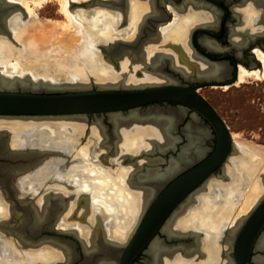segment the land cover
<instances>
[{"label": "bare ground", "instance_id": "6f19581e", "mask_svg": "<svg viewBox=\"0 0 264 264\" xmlns=\"http://www.w3.org/2000/svg\"><path fill=\"white\" fill-rule=\"evenodd\" d=\"M9 1L12 3H20L24 8L27 17H25L26 19L23 18L20 13H17L20 12L19 10L12 9L9 15L6 17V29H0V65L3 67L0 80L2 81V83L10 82L9 84L19 82V84H21L22 86L43 85L46 87H54L57 86L60 80H68L80 83L83 81L85 82L87 79H91L93 77L100 79L97 80L99 83L118 85L122 81L108 80V78H104L109 74L105 66V62L103 61V53L98 48V46H106V44H108L106 46V48L108 49L110 45L115 43V40H124L123 38L118 37L122 35V33H125L124 36L126 38L136 36V34L138 33V26L140 25V23H143L145 19L143 17V13L144 11L149 10L147 1L145 2L144 0H134L131 8L128 11L129 20L127 21V28H123L125 29V31H118V28L120 27L119 23L122 19L121 13L119 11H108V9L105 10L102 6H96V8L94 7L90 9L80 8L73 10L70 7V0H56L59 1L61 11L64 13L66 19H46L42 21L43 24L41 25L42 22L40 24L37 21V24L33 23V21L31 22V19H33L34 22L36 19L33 16L28 17V13L33 14L36 7H41L43 6V4L45 5V3L49 0ZM4 4L5 3L1 4L0 14L2 12L1 10H4L6 6H9L8 4ZM188 13L190 14V12ZM257 14L258 13L255 10L247 14L249 15L247 22L252 29L256 27L255 20L257 19ZM101 21L102 27H97V22ZM195 22L196 18L193 16H187V23L181 18H176L174 22L163 28L164 33L158 41L152 42L151 40L143 45V53H145L146 55V61L141 60L142 55L140 51L143 50L142 45L138 48L136 47L137 49H132L134 51V54H136L134 56H137V58L138 56H140V60L142 62H130L127 58H125L121 63H119L121 72L125 76L134 77L139 69L146 70V65H157L159 63L163 64L162 61H166V58H169L175 67L181 69V71L187 75L193 73L194 71H197L201 76L225 75L226 69H224L222 65L212 66L203 62H196L195 60H193L195 59V57L191 53L188 44L186 45V41L188 42V31L190 30V28H192ZM7 25H10V27H12V32L14 33V38L12 36L9 37L12 39V41L6 35V33L11 34V30H9V27H7ZM37 25L39 26L36 28V31L34 30V28ZM43 32L45 33V35H47L48 39L49 37L54 38V36L60 35L61 37H63V40L54 39V42L50 43L49 41L48 43L45 41V39H47L46 36L45 39L42 38ZM128 33H130V35ZM100 36L101 38H99ZM16 39H21V45H16ZM52 40L53 39H51V41ZM118 43L122 44V42ZM124 43L131 44L132 42L128 41ZM183 44L184 46L186 45L185 49H181L179 47L182 46L184 48ZM208 44L212 46L211 43ZM122 46L124 47V51H121V53H123V55H127L128 53H126L127 50L125 46L128 45ZM255 51L257 56L262 61V66L257 70H249L243 65H239L237 81H244L248 77L251 78L252 76L256 78L264 76V51L262 50V52L259 48H256ZM60 71L62 72L60 73ZM40 74L49 75L50 77L53 76L55 77V79L41 78L39 76ZM156 76L159 75L145 71L140 75L138 79L133 78V80H123V83L128 86H131L133 84H142L138 83L140 81H151L153 83H156L159 80L146 79ZM118 116L120 115L111 118L114 122L113 133H110L108 135L105 132L106 130H103L104 128L102 129L100 128V126L96 125L98 130L90 133L91 139L89 141V145L83 149L84 155L89 156L90 158H93L94 156L95 158L98 157L102 162L100 164L96 163L94 166L76 165L71 169L73 175L75 177H79L80 180H82L81 185L83 187H94V198L105 201V208L108 209L107 205L109 203L116 209V212L114 213L115 219L111 220L109 224L110 228L105 226L103 227L102 225V218L100 215L102 214V212L104 213L103 208H94L91 216L86 219L85 215L81 217L84 213L83 211H81L80 217L69 216L70 213L73 212V210H76L78 208L76 207L77 204H71L68 208L69 211L67 212L66 207L64 215L58 218L59 225L66 227L67 231H73L75 235L79 237L83 253L85 255L83 258L84 264H117V258H119L122 254L121 246L125 245L130 240L139 224L137 223L134 228L132 227L135 220L137 221L139 211L141 210V204H144L143 200H146L145 205H149L150 197L153 196V191L157 189H155V186L160 184V182L156 181L155 179L163 177L164 175H171V173L174 174V171H178V167H180L183 162H185V157L183 154L185 152H182L183 155L177 160L168 159L170 160V162L164 175L162 174L163 171H159V167L161 166L162 162L161 160H163L164 157L159 153L156 154V150L158 149L160 151H166L173 145V140L171 137L172 135L170 136V131L171 128L174 127L173 120L178 117V115H176L174 119H164L163 117H158L155 113L156 117H154L152 114L153 117L150 116L151 118L147 120H144V118L133 114L132 116L122 118ZM170 117L173 116L170 115ZM67 124L69 126H72L74 130L68 134L60 132V128L66 127ZM37 126L38 128H36ZM5 128L11 130L10 133H13V139L11 141L12 146H18L20 144H40L50 145L53 147L61 146L67 149L68 147H71L72 144H74L75 138H77L76 136L78 135V133L84 131V125H73L71 122L62 124L60 123L59 125L56 123L43 125V123L37 124L36 122L24 120L0 119V129ZM33 128H36L37 130ZM44 128H49L52 131H47L48 133L40 132V130H45ZM54 128L57 130V132L54 131ZM191 134L193 135L194 132H192ZM232 139H234L236 144V149L234 151L235 154L234 156H231L227 159L224 167L225 174L229 175V181L227 180L228 182H223L222 180L218 179L213 180V178H211L208 182V186L206 185L202 187L201 189L203 190H201V192L197 196H195V200L192 196V193H188L190 192L189 189L193 185H191L188 189L187 187L179 185L177 189L173 190L172 192L170 191L168 194H175L178 190L181 191L182 196L186 193L189 194H187V199L184 200L185 202L180 205V209L172 213V216H170V219H172L173 217L174 218L168 221L169 225L165 226V229L162 228V231H165L168 237L172 238L173 236V238H176L175 236H181L185 232H193V229H195L193 227H197L196 229L207 230L206 232H208L210 235L206 234L204 241H201V236L196 235L198 234L197 232H193L194 242H192L189 247H186L185 253H183L181 249H171L166 243H164V241H161L159 236L156 237L155 235L154 237L156 238L154 239V241L153 239H151L149 243V249H147L149 258L146 261H148L149 264H203L207 261L213 262L211 259L218 258V254L221 251L220 249L222 248V246L225 247L226 244L229 245V241H231V237L229 235L231 228L237 225L244 217L247 216L242 215L237 218V220L232 222L235 207L236 205L239 206L237 202L240 200V198L235 195L236 190H239L241 188L238 187L237 183L245 184L243 182L245 180L248 181V185H250V187H248L246 191H241V198L243 200V203L240 204H242V210L247 211L253 205V208H255L259 203L258 201H260L261 196L264 195V185L259 179L260 174H258L257 170L258 168L261 169L262 167V169H264V163H262V158H259L260 161L257 162V159H255V156L253 157V155H259L260 153H263L264 150H262V147H254L253 145L251 146L250 144H245L240 140L238 134H232ZM175 142L176 141H174V143ZM195 142L190 143V146L187 148V150L185 149V151L187 152L185 154L187 155L186 161L198 157L201 153V149ZM220 143V147L215 150L216 153L214 154V156H212L209 163L198 171L199 174H204L203 172L207 170L209 171L214 167L219 159H221L220 162H222L227 157V143L223 135H221ZM156 145H158L157 148L155 147ZM111 148H114L115 150L114 152H112L113 154H109ZM181 148L183 149V147ZM136 153V158H134L137 161H135L136 163H128L125 167L121 168L117 172L111 169L113 167V164L124 161V157L126 155H134ZM237 154L239 155L235 156ZM251 156L253 158L250 159ZM102 163L106 164V167L103 166ZM107 165L109 168H107ZM58 166L59 162L57 160L46 163L37 171L33 172V175L30 174V181L34 183L39 182L43 178L46 179ZM87 167L88 169H86ZM3 171L7 172V175H10L14 170L4 169ZM240 178L243 179L238 181ZM251 178H253L254 181L251 180ZM131 181H137L138 191L136 189H134L136 191L131 189ZM146 181H148L149 183L146 184ZM28 182L29 181L24 180L21 184H28ZM22 187L24 188V185ZM181 193L177 197L175 196L176 198L173 201H171L170 199H168V201L164 199L163 201L167 202V204L163 203V207L161 209H172L174 207V204L178 203L181 197ZM193 200L194 204L187 207L190 203L193 202ZM40 201L41 200H39V202ZM64 201L65 199L62 197L55 199V204H53V206L55 207V209L56 207L58 209L61 207V205H64ZM163 201L159 203L158 200L156 205L162 206ZM3 207L5 206L0 201V221H2L3 218L8 215V212H6V209H3ZM253 208H251V210H253ZM57 209L55 213L57 212ZM101 209L102 212L100 211ZM43 210L44 207H39V211L36 212L38 221H41L43 219ZM251 210H249V212H251ZM99 212L101 213L100 215H98ZM145 212L146 208L145 210H143V212H141L139 222L141 221ZM183 213L185 214L183 215ZM78 218H81L83 221H78ZM228 222H232V225L229 228V231H225V236L223 237V239L226 240L223 242L226 243L222 245L220 242L222 241V238L218 237V233L222 232L223 227L225 228V225ZM256 223L257 221L254 222V224ZM75 225H78L79 229L76 228ZM131 227L132 230H130ZM177 227H180L182 229ZM34 230L36 231V229ZM129 231L131 232L129 233ZM114 235L119 236L121 240L115 241L113 238ZM262 236L263 237L260 241H258V243L255 242L257 251H264V235ZM1 238L2 236H0V239ZM105 238L107 239L105 240ZM180 238L177 237V239ZM13 242L10 239L4 238L0 240V248L5 251V253H3L5 254L6 264H29V262L30 264H39V259L53 262L57 259H61L62 257L63 259H65L64 264L71 261V249L66 246H63L64 248L58 251L57 249L52 248L49 245L45 246V244L41 243V246H34L35 248H33V246L31 249L28 247L30 250L26 249L24 251V254V252L22 251L23 249L21 251L18 250ZM55 243L59 244L56 241ZM225 250H228V248H223L222 252H224ZM204 252L206 256L204 255L205 259L204 261H202L203 257H201V253L204 254ZM66 253L69 254L66 255ZM26 255L27 257L24 259V256ZM259 258H261V262L264 263V256L260 255Z\"/></svg>", "mask_w": 264, "mask_h": 264}, {"label": "flooded vegetation", "instance_id": "af4514ba", "mask_svg": "<svg viewBox=\"0 0 264 264\" xmlns=\"http://www.w3.org/2000/svg\"><path fill=\"white\" fill-rule=\"evenodd\" d=\"M112 1L114 2L111 4L100 5V7L102 6L105 10L108 9V11L110 10L119 11L122 15L121 22H123V27L119 31L121 30L125 31V29L123 28L127 26V21L129 20L128 11L131 8L134 0H127V1L112 0ZM144 1L145 2L147 1L148 2L147 4L149 5V10H146L147 12L144 11L143 13V17L145 18L144 21L146 20L145 23L143 21L145 28H141L143 26V23H140V25L138 26V33L136 34V36L126 38L124 36L125 33H122V35L118 37L123 38L125 41L115 40L114 44L112 45L109 44L110 46L108 47V49L106 48L108 44H106V46L104 45L101 46V49L103 50V54L107 58H109L111 62H113L117 67H120L119 63H121L122 60L126 57V55H123V53H121V51H124L123 50L124 47L122 45L117 50L118 52L113 50V48H117V44L118 45L120 44L118 42L124 43L129 41L133 43L137 39L138 35L141 33H143L145 36L147 35L154 36L152 42L158 41L159 38H161L164 33L163 28L168 26L170 23L174 22L176 18L179 19L181 18L182 20H185L187 23V16H193L196 18V22L194 23L195 25L193 24L192 26L193 29L190 28V30L188 31L189 32L187 37L188 42L186 41V45L188 44L191 53L195 57V59L193 60H195L196 62L198 61L203 62L205 64L212 66L222 65L226 69V74L222 76L220 75V76H213L212 78H207V76L203 77L199 75L197 71H194L193 73L187 75L184 72H182L181 69L175 67L169 58H166V61H162L163 64L159 62H158L159 64L157 65L148 64L150 67L146 65L145 67L146 70L143 71L139 70L140 75L145 71L153 74H158L159 76L146 78L147 80H159L158 82L153 83L151 81L149 82L140 81L138 83L156 84L155 86H165V85L174 86L176 88H181L185 90L206 83H212V84L215 83L221 86L228 84L229 82L232 81V79L236 76V71L238 70L239 65L252 68L253 67L252 65L254 63H258V61H259L258 64L259 65L261 64L255 49L259 48L264 51V0H144ZM92 7L96 8V6H92ZM252 9L258 10L260 12L259 16L255 20L256 27L254 29H252L247 22L249 16L247 14L251 13V11H253ZM188 12H190V14ZM175 14H177L178 16L176 15L177 17L174 18ZM171 19H173V21L170 22ZM128 34L130 35V33ZM234 36L241 37L242 39H239L236 42ZM208 43H211L212 46H210ZM185 46L184 48L182 46L179 47L181 49H185L186 48ZM125 48L127 50L126 53L132 56L133 58L132 57L131 58L133 60L134 58L135 60L140 59V56H138V58L137 56H134L136 54H134V51L132 50V49H137L138 47L131 48V46H125ZM140 52L142 58H144V60L146 61L147 60L146 55L145 53H143L144 47L143 50H141ZM140 75L134 77H128L123 74L117 78L113 77L108 80H120L123 82V80L126 81L133 80V78L138 79ZM79 80H83V79H79ZM91 80H95V79L92 78ZM96 80H100V79L96 78ZM133 86L136 85L133 84ZM207 86H213V85H203L199 87V92L201 88ZM175 94L176 96L178 95V97L180 98L183 97L184 99L187 100H190L191 98V96L189 97L187 92L185 91L184 92L175 91ZM140 108L141 109L138 111V113L133 115H138L139 117L144 118V120L150 119L153 116L156 117L155 113L158 117H160L161 115V117H163L164 119L165 118L174 119L175 116L178 115V117H176L173 120L174 127H172L170 131V136L172 135L171 137L173 140V145L166 151L164 150L160 151L158 149L156 150V154L159 153L164 157V159L161 160L162 161L160 166L161 168L159 167V171L160 172L163 171L162 174L164 175L165 171L168 168V164L170 160H174V159L177 160L183 154L185 157L184 158L185 162H183V164L180 167H178L179 169L178 171L176 170L177 172L174 171V174L171 173V175L168 174L169 176L164 175L163 177L155 179L156 181L160 182V184L155 186V189L156 188L157 189L156 190L154 189L155 191H153L152 193L153 196L150 197L149 205H145L146 200L145 199L143 200L144 204H141V210L139 211V213L141 214V212H143L145 208H146V212L149 211L153 201L155 202L156 199L155 194L156 197H159L171 184H173L176 180H178L182 175L191 171L192 169L197 168V166L204 163L211 155L214 154L215 150L217 149L219 135L214 125L204 115H202L196 109L189 107L188 105L182 103H175L172 101H161V102L147 103L145 105L140 106ZM127 111L129 110H124L125 114L127 113ZM170 115L173 117H170ZM115 116L116 115L110 116L107 113H97V114L89 113L87 115V121L97 122V125L100 126V128L102 129L104 128L103 130L104 131L106 130L105 132L109 135L110 133H113L114 122L112 121L111 118ZM118 117L122 118L125 116H118ZM76 121H81V120L79 119L76 120L73 119L69 121L62 120L61 122L75 123ZM71 128L72 126H69L67 124L66 127L60 128L59 131L68 134L73 131L71 130ZM190 132L191 133L194 132V134L192 135ZM12 134L13 133H10L9 135H5V136L2 135L0 136L1 137L0 140V199L1 200L0 201L5 206L3 207V209H6V212H8V215L5 218H3L2 220L3 222L0 221V236H2V238L6 236L10 237L12 242L14 240L13 244H15V247L20 251L23 249L22 250L23 252L26 249L30 250L32 246L33 248H35L41 246L42 244H45V246L49 245L52 248L57 249L58 251L62 250L64 248L63 246H66L71 249V254H72L71 261L66 264H84L83 258L85 255L83 253V249L79 237L75 235L73 231H67L66 228L60 226L58 222L59 221L58 218L64 215V211L66 207H67V211L69 210L68 208L70 207L71 204H75V205L77 204L76 207H78L76 210H73V212H71V216L80 217L79 209H80V205L82 204V201L80 204V198H79L80 194H82L81 198L83 197L91 198L90 193H84V191L82 193L78 192L80 189H86V188L81 185L82 187L80 186L79 190L76 189L75 183L78 180L79 181L82 180H80L79 177H75L73 175V172L71 171L72 167L76 166L75 165L76 163L84 165L86 163V159H84L82 155L81 156L76 155L77 156L76 158L73 155L74 157L73 158L71 157V159L69 160L65 159L62 156H56V157L47 158L45 161L41 162L37 167L31 169L28 172L25 173L18 172L13 168H8L6 164V160L4 159V154L6 152L5 147L7 146L9 147V144L11 145V141L13 139ZM174 141L176 142L174 143ZM193 142H195L198 145V147L201 149L200 151L201 153L198 157L186 161L187 155L185 154L187 152L185 151V149L187 150V148L190 146V143ZM80 143L81 141H78L76 142V145L72 144V146L68 147V149L61 146H54V148H61L68 152L72 150V148H74V152L72 151V153L75 154L80 151V149L78 148V145ZM21 145L23 146L35 145L36 147H40V148L47 146V145L40 146V144L39 145L20 144L19 146ZM49 147L53 148V146H49ZM155 147L157 148L158 145H156ZM181 147H183L184 150ZM114 151H115L114 148H111L109 154H113L112 152ZM182 152L185 153L182 154ZM233 153H234V148L232 143L228 150L227 157L222 162H220L210 174L204 176V178L200 180V182L196 185V187H194L192 190L189 189L190 192L188 193L189 194L192 193L194 200H195V196H197L199 192L203 190L201 188L206 185L208 186V182L210 181L211 178H213V180L215 179L222 180L223 182L229 181V175H226L224 172V167H225L224 165L229 155H233ZM136 155L137 153L134 155H126L124 157L125 159L124 161L120 163H116L117 165L113 164V167L111 169L117 172L121 168L125 167L128 163L131 164L136 163L137 161L136 159H134L136 158ZM54 160H57L59 162V166L56 167L46 179L43 178L39 182H34V183L30 181L31 175L34 174L33 172L37 171L40 167H42L46 163ZM107 168H109L108 165ZM4 169L6 170L13 169L14 171L10 175H7L8 173L3 171ZM202 175L203 174H199L197 172L193 179H190L189 181H185L184 184H180V186L182 185L184 187H187L188 189L191 185L197 182ZM23 179L29 181L28 182L29 185L21 184L24 181ZM148 181H146L145 183L146 184L149 183ZM136 183L137 181L136 182L131 181L130 185L133 187V188L131 187L132 190L138 189L137 188L138 183L137 184ZM23 185L24 188L22 187ZM64 186L66 187L65 189L63 188ZM180 193L181 191L178 190L175 194L174 193L171 194L170 195L171 197H169L168 199L173 201ZM188 193L184 194L183 196L181 193V197L178 203L172 209L169 210L170 213L169 216L166 218L167 221L166 220H165L166 222L164 221L165 225L163 223L164 226L162 225L158 233H156V237L159 236L161 241H164V243H166L171 249H175V250L181 249L183 253L186 252V247H189L192 244V242H194V235H193L194 233L186 232L187 234H182L181 236H175L176 238H173L172 236V238H170L168 237L165 231L164 232L162 231V228L165 229L164 227L169 225L168 221L174 218L173 217L172 219H170V216H172V213L180 209L181 207L180 205H182L183 202H185L184 200L187 199L186 197ZM39 196L41 199L39 198ZM61 197L65 198L66 203L64 201V205H61V207L58 209L56 207L57 212L55 213L56 209L53 206V204H55L54 203L55 199ZM39 200L41 201L39 202ZM194 200L187 207L194 204ZM86 206L89 207L90 205H86ZM39 207L41 208L44 207L43 219L41 221H38L36 214V212L39 211ZM86 212L84 211V213ZM84 213L81 217L84 216ZM140 216H138L139 218L137 220L138 221L137 223H139ZM20 221L21 222L24 221L25 230L17 229V225H19ZM103 221L105 220L102 219V223ZM36 222H38L37 225ZM33 223H35V225H33ZM34 229H36V231ZM196 235L198 236L201 235L202 237V235L204 234L202 232L200 233V235L199 234ZM222 235H223V231H222ZM262 235H264V228L261 230L259 236L257 237L256 243H258V241L261 240V238L263 237ZM156 237L153 238V241ZM177 237L179 238L181 237V238L177 239ZM106 239L107 238H105V240ZM225 240L226 239L220 241L222 245L226 243L223 242ZM55 241L58 242L59 244L55 243ZM224 248H228V250L222 252L223 249L222 247L220 249L221 251L218 254L219 255L218 258L216 259L213 258L211 259L213 262L207 261L203 264H239L237 260L238 256L234 251L235 247H233V250L231 252L229 250L228 244H226ZM147 249H149V245L146 247L144 251H141L135 257L132 264H149L148 261H146L149 258V254L146 253ZM3 252L5 253L4 250L0 249V257L1 254L3 255V257H5V254ZM68 254L69 253H66V255ZM201 254H202L201 257H203L202 261H204L205 259L204 255L206 256V254L205 252L204 254L203 253ZM260 255L264 256V251H257L256 247H254V250L250 256L249 264H264L263 262H261L260 260L261 258H259ZM26 257L27 255L24 256V259ZM39 260H40L39 264H64L65 261L63 257L61 259H57L58 261L56 260L53 262L44 261L42 259ZM221 260H223V263H220ZM1 264H6L5 259H3ZM92 264H96V263H92Z\"/></svg>", "mask_w": 264, "mask_h": 264}, {"label": "water", "instance_id": "95a60500", "mask_svg": "<svg viewBox=\"0 0 264 264\" xmlns=\"http://www.w3.org/2000/svg\"><path fill=\"white\" fill-rule=\"evenodd\" d=\"M113 2L114 1L112 0H70V7L74 10L86 7L89 8L91 6L111 4ZM2 3L8 4L9 6H6L5 9L3 8L4 10H1L0 29H6V17L9 15L12 9L19 10L23 17H27L24 8L20 3H12L9 0H0V8ZM144 23L141 28H145ZM146 37L143 33H141L133 43L127 44L122 42V44H117V48H113V50L117 51L121 45H128L131 46V48L140 47L154 38V36L149 35ZM141 60L144 59L141 58ZM258 63H254L252 66H260ZM148 67L150 66L148 65ZM237 74L238 70L236 71V76L228 84H232L237 81ZM1 75L2 72L0 71V77ZM213 76L216 75H207V78H212ZM9 83L10 82L2 83L0 80V119L24 120L36 122L37 124L56 123L58 125L63 123L61 122L62 120L69 121L73 119H79L81 121L83 120L82 122L85 124L88 122L87 115L89 113H107L110 116L122 115L127 117L138 113V111L141 109L140 106L147 103L172 101L175 103H182L193 109H196L214 125L219 135L217 149L221 144V135H223L226 139V152L229 150L230 144L232 143L234 151L236 149V144L233 142L232 134L224 119L211 105V103L208 102L207 99L199 92V87L203 85H218L215 83H206L187 90L176 88L174 86H155L156 84L128 86L121 82L118 85H111L99 83L97 80L83 81L80 83L65 80L64 82H58L57 86L54 87H46L43 85L22 86L19 84V82H14L13 84ZM175 91L187 92L188 96H191V100H185L183 97L180 98L178 95L176 96ZM124 110L129 111H127L125 114ZM36 128H38V126ZM71 130L74 129L71 128ZM10 132L11 130L7 128L0 129V136L1 134H3L2 136L9 135ZM40 132H44V130H40ZM5 149L6 152L4 154V159L6 160L7 167L24 173L37 167L47 158L62 156L69 160L71 157L73 158L76 156V154H73L72 152H68L61 148H52L49 146L40 148L36 147L35 145H9V147L7 146ZM215 153L216 151L214 154ZM214 154L211 155L204 163L197 166V168L192 169L191 171L182 175L159 197H156L155 194V202L153 201L149 211L144 213L141 221L135 229L133 236L125 245L121 246L122 254L119 258H117V264H132L135 257L141 251L146 249L151 239H153L156 233H158L169 214L168 209H161L163 207V203L167 204V202L163 200L165 199L168 201V198L171 195H168L170 191L172 192L173 190L177 189V187L180 184H183L185 181L193 179L195 174L209 163ZM220 161L221 159H219V161L209 171H204V174L198 179L197 182L193 184V186H191L190 190L196 187V185L202 178H204V176L210 174L220 163ZM158 200L159 203L163 201L162 206L156 205ZM258 202L257 206L253 208V210H251V212H249L247 216L244 217L237 225L232 227L229 232L231 237V241H229L228 245L229 250L231 252L233 247H235L234 251L238 256L237 260L239 264H249L251 253L255 247L256 239L259 236L261 230L264 228V195L261 196L260 201ZM176 204L177 203H175L174 206ZM21 221L19 222V225H17V229L25 230L24 221ZM255 221H257L256 224H254ZM37 223L38 222H36V224ZM33 225H35V223H33ZM224 230L229 231V228ZM196 231L198 234L203 232L199 229Z\"/></svg>", "mask_w": 264, "mask_h": 264}, {"label": "rangeland", "instance_id": "374dc122", "mask_svg": "<svg viewBox=\"0 0 264 264\" xmlns=\"http://www.w3.org/2000/svg\"><path fill=\"white\" fill-rule=\"evenodd\" d=\"M80 7H86V6H80ZM90 8H94V7L91 6L89 8L86 7V8H82V9H90ZM255 11H257V13H258L257 14V17H258L260 12L258 10H255ZM14 13H16V12H14ZM17 13H20V12H17ZM27 13H28V11H27ZM28 14H29L28 17L29 16L30 17L31 16L35 17V19H36L35 22H34L33 19H31V22L33 21V23H35V24H37L36 21L39 22V24H40L43 20H46V19H50V20H65L66 19L64 13L61 11V6H60L59 1H56V0H49L48 2L45 3V5L43 4V6H41V7H36L33 14H30V13H28ZM176 15L177 14L174 15V18H175ZM23 18H25V17H23ZM173 19H171L170 22L173 21ZM101 23H102V21L101 22H97L96 26L97 27H102ZM42 24H43V22L41 23V25ZM38 26L39 25H37L34 28V30H36V28ZM7 27H9V29L11 30V34L6 33V35L8 36V38L11 37V36L14 38V33L12 32V27H10V25H7ZM122 27H123V22L120 23V27L118 28V31ZM43 34H42V36H43L42 38L45 39V36L47 38V35H45L44 32H43ZM62 38L63 37H61L60 35H57V36H54V38H52V37L50 38L49 37L50 40L47 38V39H45V41L48 42V43L50 41V43H52V42H54V39L63 40ZM99 38H101V36ZM234 38H235L236 41L239 40V39H242L241 37H237V36H235ZM237 38H239V39H237ZM9 39L12 41L11 38H9ZM51 39H53V40L51 41ZM16 42H17L16 45H21V43H22L21 39L20 40L16 39ZM101 46L102 45L98 46V48L103 53V50L101 49ZM102 57H103V61L105 62V66H106V68L108 70V74H109L107 77H104V78L110 79V78H113V77H119L120 75H123L121 70H120V67H117L104 54H102ZM131 57L132 56L127 54L125 58H127L130 62H142L140 59L139 60L138 59L135 60V58H134V60H135L134 61L132 59L133 57L132 58ZM259 60H260V63H262L260 58H259ZM261 66H262V64H260V66H256V67H252V68H247L246 67V68L249 69V70H252V69L253 70H257ZM2 69H3V67L0 65V71H2ZM139 70L143 71L144 69H139ZM61 72L62 71H60V73ZM100 75H101V73H100ZM139 75L140 74H139V71H138L135 74V76H139ZM39 76L41 78L55 79V77H53V76L50 77L49 75L40 74ZM252 77L251 78L248 77L244 81H240V82L236 81L235 83H232V84H225V85H221V86L220 85L207 86V87L201 88L200 92L204 95V97L207 99V101L210 102L211 105L217 110V112L220 114V116L224 119L225 123L227 124V126H228V128H229V130L231 132V134H238L240 140L243 141L245 144H250L251 146L253 145L254 147H256V146L257 147H262L263 148L262 150H264V76L263 77L260 76V78H256V77L252 78ZM91 79H87L86 81H90ZM94 79L96 80V78H94ZM64 81L65 80H60L59 82H64ZM49 124L50 123H46V124L43 123V125H49ZM72 124L73 125L74 124L75 125H79V124L80 125H84V131L79 132L78 135L76 136L77 138H75V141H74V145H76V142L81 141V143L78 145V148L80 149L81 152L79 151L78 153H75V154L76 155H80V156L82 155L83 158L86 159V163L84 165L94 166L96 163L100 164L102 161L98 157L95 158V156H94L93 158H90L89 156L84 155V152H83V149L86 146L89 145V141L91 139L90 133L92 131L95 132L96 130H98L97 129V126H98L97 122H88V123H85V124L83 122H75V123H72ZM49 128H44L46 130V131L44 130V132L48 133L47 131H52ZM54 131L57 132V130L55 128H54ZM233 141H234V139H233ZM40 146H42V145H40ZM47 146H50V145H47ZM72 151L74 152V148H72V150H70L69 152H72ZM234 154L235 153H233V155H229L228 158H230L231 156H234ZM239 154H237L235 156H238ZM260 154L259 155H253V157L255 156V159H257V162L260 161L259 158H262V160H263L262 163H264V152L260 153ZM253 157L251 156L250 159L253 158ZM75 158H76V156H75ZM87 161H88V163H87ZM102 164H103V166H105L104 163H102ZM75 165H83V164L76 163ZM88 167L86 169H88ZM262 168L261 169L258 168L257 172H258V174H260L259 179H260L261 183L264 185V182L262 181L263 180V175H264V169H262ZM242 179L243 178H240L238 181H240ZM251 180H253V178H251ZM81 182L82 181L78 180L75 183L76 184V189L79 190V187L82 184ZM243 182L245 184L240 183V184H242V185H240L239 183H237L238 187H241V188L239 190L238 189L236 190L235 195L237 197H239L240 200L237 202V204H239V206L236 205V207H235V210H234V213H233L232 222L237 220V218H239L242 215H247L249 210H251V208H253V206H254L253 205L252 207H250V209L247 210V211L246 210H242V204H240V203H243V200L241 198L242 197L241 194H242V192L246 191L248 189V187H250V185H248V183H249L248 181L244 180ZM63 188L65 189L66 187L64 186ZM93 188L94 187L92 186L90 188L80 189L78 191L80 193H82L83 191H84V193H90V196H91V198H89V197L81 198L82 194H80V197H79L80 198V204H81V201H82V204L80 205L79 212L81 214V211H83V212L87 211L86 213H84V215H85V218L88 219L91 216V214L93 213V209L94 208H103L104 213L102 212V209H101L100 211L102 212V214L99 212L98 215L101 214L100 215L101 218L105 220V221H103L104 225L102 223L103 227L105 226V227L110 228L109 224H110L111 220L115 219L114 218V213L116 212V209L109 203L107 205V207H108V209H107V208L104 207V205L106 206V204H105L106 202L105 201L100 200V199L99 200L95 199L94 198V194L95 193H93ZM86 205H90V206L87 207ZM184 214L185 213H183V215ZM69 216H71V213H70ZM138 216H140V213H139ZM138 218L139 217H137V220H138ZM72 219H74V218H72ZM78 221L82 222L83 220L81 218L80 219L78 218ZM137 222L138 221L135 220V222H134V224L132 226L133 228L137 224ZM232 222L226 223L225 228L223 227V229H222L223 235H222V232H220V233H218V237L223 238L225 236V230L224 229H226L228 227L230 228L231 225H232L231 224ZM75 226H76V228L79 227L78 225H75ZM132 227L130 228V230H132ZM63 228H66V227H63ZM177 228H180V227H177ZM193 228H195V230L193 229V232H197L196 231V230H198V229H196L197 227H193ZM180 229H182V228H180ZM199 230H202L204 232V235H202V237H200L201 241L202 240L204 241V238H205L206 234H208V235H210V234L208 232H206L207 230H203V229H199ZM188 231H190V230H188ZM108 232H109V229H108ZM130 232L131 231H129V233ZM106 234H105V236H106ZM184 234H187V233L185 232ZM114 236H113V238H114L115 241L121 240V238L119 236H115V237ZM128 237H129V234H128ZM107 238H108V236H107ZM220 263H223V260H221Z\"/></svg>", "mask_w": 264, "mask_h": 264}, {"label": "crops", "instance_id": "0c3cea01", "mask_svg": "<svg viewBox=\"0 0 264 264\" xmlns=\"http://www.w3.org/2000/svg\"><path fill=\"white\" fill-rule=\"evenodd\" d=\"M4 239H10L11 240V238L10 237H4ZM0 249H2V248H0ZM3 250V249H2ZM1 259H0V264L2 263V261H3V259H5V257H2V254H1V257H0ZM5 263H6V260H5Z\"/></svg>", "mask_w": 264, "mask_h": 264}]
</instances>
